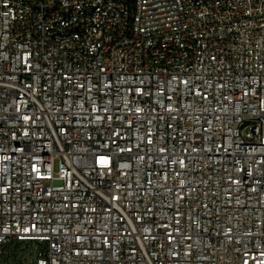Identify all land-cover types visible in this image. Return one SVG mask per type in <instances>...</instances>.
Returning a JSON list of instances; mask_svg holds the SVG:
<instances>
[{
	"label": "built area",
	"instance_id": "2783aa9c",
	"mask_svg": "<svg viewBox=\"0 0 264 264\" xmlns=\"http://www.w3.org/2000/svg\"><path fill=\"white\" fill-rule=\"evenodd\" d=\"M16 242L264 264V0H0V264Z\"/></svg>",
	"mask_w": 264,
	"mask_h": 264
},
{
	"label": "rangeland",
	"instance_id": "374dc122",
	"mask_svg": "<svg viewBox=\"0 0 264 264\" xmlns=\"http://www.w3.org/2000/svg\"><path fill=\"white\" fill-rule=\"evenodd\" d=\"M54 168H56V164ZM35 246L36 243L16 242L11 246L3 247L1 264H31ZM10 257L13 259L10 260Z\"/></svg>",
	"mask_w": 264,
	"mask_h": 264
},
{
	"label": "snow or ice",
	"instance_id": "6c2138e0",
	"mask_svg": "<svg viewBox=\"0 0 264 264\" xmlns=\"http://www.w3.org/2000/svg\"><path fill=\"white\" fill-rule=\"evenodd\" d=\"M101 163L106 165L107 164V161L102 159L101 160Z\"/></svg>",
	"mask_w": 264,
	"mask_h": 264
}]
</instances>
